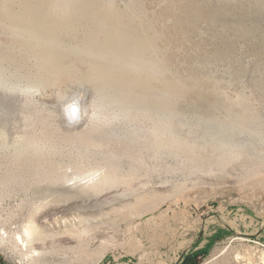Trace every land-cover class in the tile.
Returning a JSON list of instances; mask_svg holds the SVG:
<instances>
[{
  "label": "rangeland",
  "instance_id": "rangeland-1",
  "mask_svg": "<svg viewBox=\"0 0 264 264\" xmlns=\"http://www.w3.org/2000/svg\"><path fill=\"white\" fill-rule=\"evenodd\" d=\"M193 255L264 264V0H0V264Z\"/></svg>",
  "mask_w": 264,
  "mask_h": 264
},
{
  "label": "trees",
  "instance_id": "trees-1",
  "mask_svg": "<svg viewBox=\"0 0 264 264\" xmlns=\"http://www.w3.org/2000/svg\"><path fill=\"white\" fill-rule=\"evenodd\" d=\"M199 255H193L191 257H189L187 260H189L190 264H196V262L198 261Z\"/></svg>",
  "mask_w": 264,
  "mask_h": 264
},
{
  "label": "bare ground",
  "instance_id": "bare-ground-1",
  "mask_svg": "<svg viewBox=\"0 0 264 264\" xmlns=\"http://www.w3.org/2000/svg\"><path fill=\"white\" fill-rule=\"evenodd\" d=\"M77 104H78V103H77ZM79 104H80V103H79ZM77 107H78V106H77ZM75 113H77V112H76V109H74V110L72 111V115L75 114ZM68 114H69V113H68ZM77 114H78V113H77ZM73 116H74V115H73ZM76 117H77V116H76ZM72 118H73V117H72ZM70 119H71V117H70ZM75 119H76V118H75Z\"/></svg>",
  "mask_w": 264,
  "mask_h": 264
},
{
  "label": "water",
  "instance_id": "water-1",
  "mask_svg": "<svg viewBox=\"0 0 264 264\" xmlns=\"http://www.w3.org/2000/svg\"><path fill=\"white\" fill-rule=\"evenodd\" d=\"M70 105H71V110L73 111L75 108V105H72V103Z\"/></svg>",
  "mask_w": 264,
  "mask_h": 264
}]
</instances>
